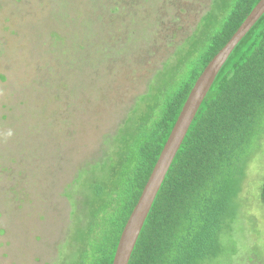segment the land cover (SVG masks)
<instances>
[{"label": "rangeland", "instance_id": "rangeland-1", "mask_svg": "<svg viewBox=\"0 0 264 264\" xmlns=\"http://www.w3.org/2000/svg\"><path fill=\"white\" fill-rule=\"evenodd\" d=\"M196 1L0 0V264L68 247L67 185L152 101L168 60L192 59ZM242 175L207 264H264V122Z\"/></svg>", "mask_w": 264, "mask_h": 264}, {"label": "trees", "instance_id": "trees-1", "mask_svg": "<svg viewBox=\"0 0 264 264\" xmlns=\"http://www.w3.org/2000/svg\"><path fill=\"white\" fill-rule=\"evenodd\" d=\"M258 2L196 1L190 10L197 15L195 30L184 41L190 43L186 55L192 59L175 65L168 60L152 101L132 109L103 160L79 166L67 185L71 238L53 264H112L123 228L192 87ZM150 90L137 102L145 101ZM263 122L264 15L235 48L202 103L129 264H207L217 257L220 234L235 217L231 208L244 161Z\"/></svg>", "mask_w": 264, "mask_h": 264}, {"label": "water", "instance_id": "water-1", "mask_svg": "<svg viewBox=\"0 0 264 264\" xmlns=\"http://www.w3.org/2000/svg\"><path fill=\"white\" fill-rule=\"evenodd\" d=\"M263 15L264 0H259L236 33L213 57L196 80L150 177L123 228L112 264H129L144 223L202 103L235 48Z\"/></svg>", "mask_w": 264, "mask_h": 264}, {"label": "flooded vegetation", "instance_id": "flooded-vegetation-1", "mask_svg": "<svg viewBox=\"0 0 264 264\" xmlns=\"http://www.w3.org/2000/svg\"><path fill=\"white\" fill-rule=\"evenodd\" d=\"M261 189H262V193H261V203L263 205L264 208V181L261 183Z\"/></svg>", "mask_w": 264, "mask_h": 264}]
</instances>
